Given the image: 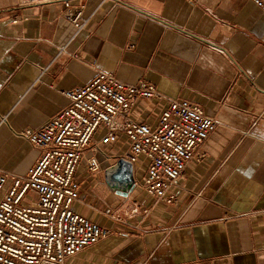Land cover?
I'll list each match as a JSON object with an SVG mask.
<instances>
[{
  "label": "crops",
  "instance_id": "obj_1",
  "mask_svg": "<svg viewBox=\"0 0 264 264\" xmlns=\"http://www.w3.org/2000/svg\"><path fill=\"white\" fill-rule=\"evenodd\" d=\"M69 1L90 16L72 41L61 3L0 0V171L35 163L17 132L64 107L63 90L98 71L146 79L214 116L204 156L186 165L172 207L139 187L117 195L81 164L74 208L112 233L70 262L264 264V12L251 0Z\"/></svg>",
  "mask_w": 264,
  "mask_h": 264
},
{
  "label": "built area",
  "instance_id": "obj_2",
  "mask_svg": "<svg viewBox=\"0 0 264 264\" xmlns=\"http://www.w3.org/2000/svg\"><path fill=\"white\" fill-rule=\"evenodd\" d=\"M19 1L61 3L59 15L73 26L70 41L90 19L69 0ZM251 1L264 12V0ZM62 93L64 107L40 127L17 132L39 152L28 172L0 171V264H72L73 256L112 233L74 208L82 162L95 175L105 162L123 158L133 165L134 187L153 203L176 205L183 171L204 156L201 144L217 122L186 98H166L146 79L125 83L111 71ZM138 207L135 202L132 212Z\"/></svg>",
  "mask_w": 264,
  "mask_h": 264
},
{
  "label": "water",
  "instance_id": "obj_3",
  "mask_svg": "<svg viewBox=\"0 0 264 264\" xmlns=\"http://www.w3.org/2000/svg\"><path fill=\"white\" fill-rule=\"evenodd\" d=\"M102 175L107 188L117 195L126 197L134 188L133 165L123 158H117L107 165Z\"/></svg>",
  "mask_w": 264,
  "mask_h": 264
},
{
  "label": "rangeland",
  "instance_id": "obj_4",
  "mask_svg": "<svg viewBox=\"0 0 264 264\" xmlns=\"http://www.w3.org/2000/svg\"><path fill=\"white\" fill-rule=\"evenodd\" d=\"M109 162H105L102 166H101V170L102 171L107 165H108ZM84 165V163H82V166ZM144 167V166H143ZM82 168L77 170L76 172V175H75V179L78 181V177H80L82 175ZM139 179H140V174L138 175Z\"/></svg>",
  "mask_w": 264,
  "mask_h": 264
}]
</instances>
